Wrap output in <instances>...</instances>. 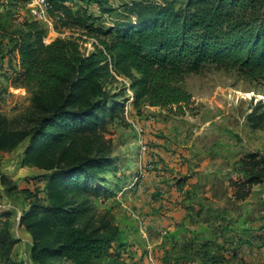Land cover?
Listing matches in <instances>:
<instances>
[{
  "label": "trees",
  "instance_id": "16d2710c",
  "mask_svg": "<svg viewBox=\"0 0 264 264\" xmlns=\"http://www.w3.org/2000/svg\"><path fill=\"white\" fill-rule=\"evenodd\" d=\"M69 1L49 0L50 17L94 35L90 38L101 48L94 46L88 55L79 39L47 43V28L36 20L12 28L0 3V41L19 56L15 82L30 94L19 118L0 113V153L22 147L23 165L44 172V203L31 202L20 219L32 239L34 264H125V233L95 202L107 194L112 169L107 126L125 109L124 91L108 89L107 79L130 81L135 108L146 104L180 113L192 101L183 86L190 74L214 68L264 80V0H144L127 8L130 19L111 27L96 25L87 8L74 12ZM82 1L112 11L102 8L101 0ZM248 122L264 130L262 102ZM256 157L241 161L250 187L264 181V156ZM17 243L9 222L0 226V262L16 264L11 254ZM215 251L208 244H184L175 264H233Z\"/></svg>",
  "mask_w": 264,
  "mask_h": 264
},
{
  "label": "rangeland",
  "instance_id": "374dc122",
  "mask_svg": "<svg viewBox=\"0 0 264 264\" xmlns=\"http://www.w3.org/2000/svg\"><path fill=\"white\" fill-rule=\"evenodd\" d=\"M139 1L144 0H101L102 8L112 9L108 13L82 0H70L67 6L74 12L87 8L96 25L111 27L118 20L130 19L127 8ZM32 2L0 0L1 11L12 28L34 20ZM52 20L54 30L41 23L47 28V43L58 38L79 39L83 53L88 55L92 45L89 39L94 35L86 36L81 29ZM5 42L0 41V113L19 118L29 107L30 94L15 82L18 71ZM114 78L107 79L106 86L116 93L124 91L125 109L107 126L105 139L112 144V169L106 175L107 194L95 200L99 210H108L119 226L130 227L143 254L149 250L146 240L139 236L147 234L158 264H175L180 246L192 243L208 244L211 252L219 249L233 264H264V181L250 187L241 169L242 160L264 156V130H255L248 122L257 104H264V80L253 82L214 68L190 74L183 86L192 101L180 113L176 108L146 104L135 108L130 81ZM22 160V147L13 155L0 154V216L10 212V216L0 218V226L9 222L16 236L24 212H13L28 210L26 205L35 200L45 201V196H38L43 192L42 175L28 169ZM8 165L11 168L6 170ZM8 171L20 177L12 180ZM20 178L31 180L27 190L18 185ZM243 194L247 196L240 199ZM131 211L142 223L131 216ZM166 220L171 225L167 226ZM174 222L180 228L169 230ZM18 250L15 255L12 252L14 258ZM26 251L21 261L15 259L16 264H34ZM181 264L194 263L185 260Z\"/></svg>",
  "mask_w": 264,
  "mask_h": 264
},
{
  "label": "crops",
  "instance_id": "0c3cea01",
  "mask_svg": "<svg viewBox=\"0 0 264 264\" xmlns=\"http://www.w3.org/2000/svg\"><path fill=\"white\" fill-rule=\"evenodd\" d=\"M94 7H95V5H94ZM10 54L14 55L13 60H14L15 64H13V65L16 66L15 68L19 72V70H20L19 56L16 53H14V54L10 53ZM6 59H9V58L7 57ZM7 61H9V60H7ZM16 91H17V89H16ZM15 152L17 153V150H15L13 152H10V153H0V154L1 155L2 154H4V155H10V154L13 155V153H15ZM10 168H11V166H9V165L5 167L6 170H9ZM27 168L31 169L34 172H36L37 175H43L44 174L43 171H41V170H39L37 168H32V167H27ZM6 174L8 176H11V179L15 180V181H16V179H18L20 177L18 174H13V173L11 174L9 171ZM27 181H31V180L30 179H26V181H25L23 178L22 179L20 178V180L18 181V185L21 188L25 186L24 189L27 190L26 189V185H28ZM30 183H32V182H30ZM43 184H44V186H43ZM40 185L43 186V188L41 189L43 192L40 193L38 196H39V198H42L43 196H45L44 189L46 187V181H45L44 178L40 179ZM1 187L4 188L5 186L4 187L1 186ZM29 205H30V203L28 205H26V208H29ZM25 211H27V210L14 211L13 213L17 214V212H25ZM7 213H8L7 216H10L9 215L10 212H7ZM165 222H166L167 226L171 225V222H168V220H166ZM177 224H178V222H174L173 223L174 227H170L169 230L170 229L174 230V228L178 230L180 227H178ZM18 225L20 226V223H18ZM120 228L124 231L125 237H126V241H127V244H128L126 249L122 253V258H123V261H124L125 264H158L159 261H157V258H156L157 256L154 255V246L149 241V238H148L147 234L142 232V234L139 236V237H141V238L146 240V242H147V243H145V244H147L146 249L149 250L148 253L143 254L142 251H141V248H140L141 246H139V244H136V241L133 240V239H136V237L132 236L131 228L130 227H127V228L123 227L122 224L120 225ZM13 234H14L13 237L15 239L17 238L16 240L18 241V243L15 245V247L13 249V254L16 253L17 247H19V250L17 251L18 257L14 258L12 256V260L15 261V259H16L17 261H21V258H22L21 254L23 253L24 257H25V251L28 250L26 252H28V255L30 256V261H31L32 239H31L30 234L25 230L24 227H21V226H20L19 233H18L19 235L16 236L15 232ZM197 263H199V262H195L194 264H197Z\"/></svg>",
  "mask_w": 264,
  "mask_h": 264
},
{
  "label": "built area",
  "instance_id": "2783aa9c",
  "mask_svg": "<svg viewBox=\"0 0 264 264\" xmlns=\"http://www.w3.org/2000/svg\"><path fill=\"white\" fill-rule=\"evenodd\" d=\"M32 8L30 10L31 16L34 18V20L40 22V23H45L49 29L54 30V24L53 20L50 17V9H51V4L49 3V0H33L32 2ZM89 40L92 41V47H90L89 50H87V54L91 53L94 51V46L98 45V42L94 38H90ZM131 216L137 220L139 223H142V219L135 214L134 212L131 211Z\"/></svg>",
  "mask_w": 264,
  "mask_h": 264
}]
</instances>
